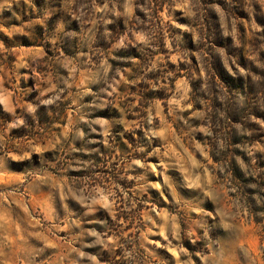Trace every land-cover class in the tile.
Wrapping results in <instances>:
<instances>
[{"label": "rangeland", "instance_id": "1", "mask_svg": "<svg viewBox=\"0 0 264 264\" xmlns=\"http://www.w3.org/2000/svg\"><path fill=\"white\" fill-rule=\"evenodd\" d=\"M0 264H264V0H0Z\"/></svg>", "mask_w": 264, "mask_h": 264}]
</instances>
